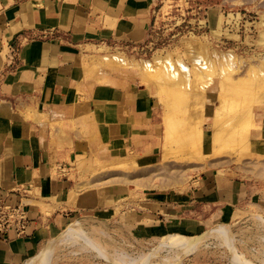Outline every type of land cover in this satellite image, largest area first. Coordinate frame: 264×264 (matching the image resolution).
<instances>
[{"label":"crops","instance_id":"obj_1","mask_svg":"<svg viewBox=\"0 0 264 264\" xmlns=\"http://www.w3.org/2000/svg\"><path fill=\"white\" fill-rule=\"evenodd\" d=\"M155 2L0 0V199L23 202L28 218L20 235L0 230V264H26L86 214L141 238L264 226V180L241 167L206 162L175 186L112 170L155 174L162 158L159 98L107 53L143 46Z\"/></svg>","mask_w":264,"mask_h":264},{"label":"rangeland","instance_id":"obj_2","mask_svg":"<svg viewBox=\"0 0 264 264\" xmlns=\"http://www.w3.org/2000/svg\"><path fill=\"white\" fill-rule=\"evenodd\" d=\"M107 53L127 58L126 66L153 87L164 124L163 154L155 174L127 166L113 172L131 180L141 170L138 180L150 176L159 186H175L206 162H222L264 180V144H259L264 124V0H156L143 46ZM73 221L110 255L145 257L165 237L141 238L120 221L87 214ZM217 224L192 235L203 237L196 250L181 252L164 244L144 264H227L234 251L251 264L263 261L264 226L250 218L231 222V238L223 241L207 236ZM65 227L51 239L56 243L43 264H115L81 238H64Z\"/></svg>","mask_w":264,"mask_h":264},{"label":"bare ground","instance_id":"obj_3","mask_svg":"<svg viewBox=\"0 0 264 264\" xmlns=\"http://www.w3.org/2000/svg\"><path fill=\"white\" fill-rule=\"evenodd\" d=\"M154 60L157 61L158 58H155ZM114 61L123 65L130 64L126 60V58H122V56L115 57ZM138 66L141 72L143 73L145 71L147 72V67L145 66L141 67L140 65ZM169 135H170V130L168 129L167 139L170 137ZM63 236L64 238L70 240L81 238L83 242L93 247V249L96 250L99 256L103 257L105 260L114 261L115 264H144L146 258L148 257L150 258L151 255H155L154 252L157 251V248L163 246L164 244L166 245L168 244V246L170 245V247L174 246L176 249L178 248L181 252H192L196 250L203 241V237L198 239V238H194V236H189L179 233H170L165 235L164 238L162 237L163 239L160 240V243L155 245L152 249V252H149L147 256L145 255V257H140L136 259V258L127 257L126 256L127 254L110 255V253L106 252V250H104L100 244H97L98 242L96 243L95 240L89 237L76 221H73L68 224ZM207 236L216 237L219 238L220 240L226 241L227 239L231 238V231L229 229L228 224H219L213 227ZM54 242L56 243V241ZM54 242L53 240H50L48 243H46L35 256H33L27 261L26 264L45 263L47 259L50 257L52 253V249H54L53 248V245L55 244ZM261 260L263 261L259 262V264H264V259L261 258ZM232 262L234 264H251L250 260L247 257H245L242 253H239L238 251H234L232 255Z\"/></svg>","mask_w":264,"mask_h":264},{"label":"built area","instance_id":"obj_4","mask_svg":"<svg viewBox=\"0 0 264 264\" xmlns=\"http://www.w3.org/2000/svg\"><path fill=\"white\" fill-rule=\"evenodd\" d=\"M27 210L23 202L13 203L0 199V230L14 227L18 235L25 231Z\"/></svg>","mask_w":264,"mask_h":264}]
</instances>
